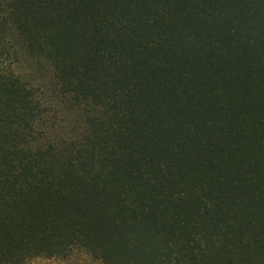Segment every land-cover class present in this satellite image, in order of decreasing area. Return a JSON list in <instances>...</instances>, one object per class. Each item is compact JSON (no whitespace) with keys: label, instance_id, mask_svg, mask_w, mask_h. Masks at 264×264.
<instances>
[{"label":"trees","instance_id":"obj_1","mask_svg":"<svg viewBox=\"0 0 264 264\" xmlns=\"http://www.w3.org/2000/svg\"><path fill=\"white\" fill-rule=\"evenodd\" d=\"M82 110L43 137L19 66ZM264 264V0H0V264Z\"/></svg>","mask_w":264,"mask_h":264},{"label":"rangeland","instance_id":"obj_2","mask_svg":"<svg viewBox=\"0 0 264 264\" xmlns=\"http://www.w3.org/2000/svg\"><path fill=\"white\" fill-rule=\"evenodd\" d=\"M19 72L35 85L37 95L42 102L41 128L44 129L43 137L52 139L72 138L82 126L83 114L79 108H69L62 102L57 92L53 90L51 72L47 62L39 65L37 61L27 58L19 66ZM32 264H102L99 259L88 253L78 250L66 259H41Z\"/></svg>","mask_w":264,"mask_h":264}]
</instances>
